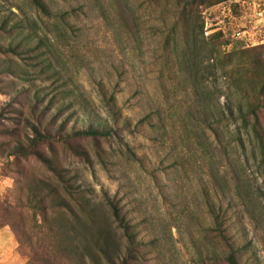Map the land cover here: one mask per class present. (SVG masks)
<instances>
[{"label":"trees","instance_id":"trees-1","mask_svg":"<svg viewBox=\"0 0 264 264\" xmlns=\"http://www.w3.org/2000/svg\"><path fill=\"white\" fill-rule=\"evenodd\" d=\"M24 1L41 18L59 21L60 29L67 22L68 11L55 12L52 0ZM146 1L160 8L166 22L160 29L163 38L157 59L160 87L168 103L134 125L122 121L114 96H104L112 118L108 122L85 109L76 111L74 101L68 100L69 87L59 84L49 92L37 88L38 80H60L63 73L51 59L59 61L60 53L48 38L33 45L39 34L34 18L16 20L12 8L10 14L0 16V93L10 95L0 111V123L12 120V125L0 127V137L7 139L0 141V157L2 175L14 178L13 186L0 195V230L11 228L18 253L27 259L24 264L148 263L155 242L143 241L121 199L107 195L98 199L71 170L75 160L90 163L92 153L106 169L119 154L142 164L123 136L145 134L148 129L161 134L171 169L189 173L196 164L208 168L214 192L205 189L204 201L214 224L203 237L218 244L208 246L217 253L211 261L255 264L244 255L247 244H237L228 233L231 207L224 206L230 180L222 172L223 157L214 150L229 156V148L243 146L242 133L251 134L264 171V43L229 50L233 42L223 31L206 35L204 11L229 0ZM220 79L228 89L225 103H221ZM173 90L177 104L169 98ZM180 105L184 114L176 118ZM179 133L188 150L177 142ZM210 133L218 141L215 148ZM116 144L125 147L123 152L116 151ZM200 145L205 150L197 155L194 149ZM237 186L251 198L248 187Z\"/></svg>","mask_w":264,"mask_h":264},{"label":"rangeland","instance_id":"rangeland-1","mask_svg":"<svg viewBox=\"0 0 264 264\" xmlns=\"http://www.w3.org/2000/svg\"><path fill=\"white\" fill-rule=\"evenodd\" d=\"M51 4L55 12L68 11L62 29L59 21L41 18L24 0L0 3V16L10 14L12 8L16 20L29 17L38 22L39 34L33 45L39 38H48L60 53L59 61L51 56L54 68L63 73L60 80H38L37 88L49 92L59 84L69 87L68 100L74 101L76 111L85 109L108 122L112 118L105 106V95L114 96L122 121L129 120L133 125L151 110L167 105L157 59L163 38L160 29L166 22L158 6L146 0H52ZM172 13L169 7L168 25L172 23ZM203 15L206 35L223 31L233 42L229 50L264 43V0H229L205 10ZM223 86L219 88L221 103L228 100V89ZM169 94L177 104L175 90ZM9 100L10 95L0 93V111ZM182 109L180 105L174 117L184 114ZM3 125H12V120L2 119L0 127ZM231 130L235 132V126ZM123 137L141 157L142 164L119 154L106 169L92 153L90 163L75 160L72 172L98 199L106 195L121 199L143 241L155 242L149 248L147 264H215L210 257L217 253L208 246L218 244L216 240L206 242L203 237L205 229L214 224L204 201L205 189L214 192L208 168L201 169L196 164L189 173L171 169L161 134L152 129L137 135L127 132ZM208 137L211 146L218 145L213 133ZM242 138L243 146L229 148V156L214 150L223 157L222 172L230 180L224 206L231 207L228 233L237 244H247L245 257L264 264V171L251 134L243 132ZM6 140L0 137V141ZM177 142L188 150L180 137ZM114 146L118 153L125 149ZM203 149L200 145L194 152L199 155ZM2 163L0 157V195L14 184V178L2 175ZM31 164L41 168L34 161ZM237 184L248 187L251 198ZM26 260L17 251L11 228L1 229L0 264H24Z\"/></svg>","mask_w":264,"mask_h":264}]
</instances>
